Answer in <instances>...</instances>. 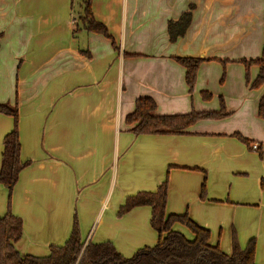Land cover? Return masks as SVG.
I'll return each mask as SVG.
<instances>
[{
	"label": "crops",
	"instance_id": "crops-1",
	"mask_svg": "<svg viewBox=\"0 0 264 264\" xmlns=\"http://www.w3.org/2000/svg\"><path fill=\"white\" fill-rule=\"evenodd\" d=\"M190 4L191 25L171 42L168 22ZM73 7L74 0H0V103L18 102L21 161L30 162L11 194L12 212L23 220L17 247L63 245L76 214L84 243L110 241L121 254L132 250L130 257L158 240L155 229L153 245L120 238L141 227L128 222L148 223L151 207L121 218L117 211L128 196L155 191L168 179V214L188 213L218 235L221 229L222 239L211 243L226 253L233 228L242 248L255 238L256 264H264V163L257 159L262 151L250 148L264 141V94L246 82L242 61L262 55L264 0H92L114 45L100 33L74 34ZM186 56L207 59L192 91L177 61ZM257 74L252 65L251 81ZM143 96L157 102V115L219 111L222 97L229 115L201 119L186 134L135 135L126 117ZM13 125V117L0 113V166ZM236 132L250 143L233 139ZM231 172L240 177L230 179ZM132 175L138 182L134 188L127 182L128 190L120 179ZM8 198L0 183V217Z\"/></svg>",
	"mask_w": 264,
	"mask_h": 264
},
{
	"label": "trees",
	"instance_id": "trees-1",
	"mask_svg": "<svg viewBox=\"0 0 264 264\" xmlns=\"http://www.w3.org/2000/svg\"><path fill=\"white\" fill-rule=\"evenodd\" d=\"M194 4L189 10L182 13L177 20L168 22V35L171 42L183 37L193 18ZM73 33L80 30L96 32L112 39L105 24L98 21L92 11V0H80L79 12L73 17ZM83 53L89 55L86 49ZM177 61L186 69V83L192 91L197 73L202 62L207 61L201 57H178ZM223 64L225 60H221ZM246 68V82L251 89H258L264 84V44L261 57L251 60H242ZM256 65L258 74L251 81L250 67ZM224 78V77H223ZM222 78V79H223ZM206 99L211 93L203 92ZM219 111H191L185 114L157 115V102L150 96L139 97L135 101L133 112L127 115L126 123L131 125V132L142 134H186L187 129L201 119H219L229 115L225 108L223 98ZM0 113L13 117V129L8 132L3 141V152L0 166V183L9 191L7 212L0 217V264H256V240H249L245 248L239 244L235 230L232 231L231 252H224L220 245L211 243V231L202 227L193 220L188 213L168 214L166 207L168 201V179L163 181L155 191H139L126 198L120 206V216L140 206L151 207L150 223L158 233V240L153 246L138 249L132 256L121 254L110 241L101 243H84L81 239L77 216H74L73 227L68 240L61 246L50 245L46 255L21 253L17 244L24 236L23 220L11 210V194L19 180L20 172L30 162L21 161V142L19 134V106L10 102L0 103ZM259 116L264 119V95L259 101ZM232 136L250 143L248 139L236 132ZM259 144V151L261 150ZM201 187V198H206V172ZM264 189V177L261 179ZM177 224L186 226L193 233L188 238L184 233L175 229Z\"/></svg>",
	"mask_w": 264,
	"mask_h": 264
},
{
	"label": "rangeland",
	"instance_id": "rangeland-1",
	"mask_svg": "<svg viewBox=\"0 0 264 264\" xmlns=\"http://www.w3.org/2000/svg\"><path fill=\"white\" fill-rule=\"evenodd\" d=\"M79 3H80V0H74V7H73V9L75 10V11H73L72 12V14L73 15H75L76 16V14L79 12ZM258 91H262V93L264 94V84L260 87V88H258L257 89ZM12 104H15V102L14 103H12ZM19 117H20V115H19ZM261 118V117H260ZM262 119V118H261ZM264 120V119H263ZM232 122H236V117L235 118H233L232 119ZM233 137V139H235L236 141H238V142H241V143H243V144H245L246 145V143L245 142H243V141H241V140H239L237 137H235V136H232ZM254 143H257V142H253V143H251L250 144V148H251V146H252V144H254ZM262 147H261V150L259 151V150H253L252 148H251V150H253V151H257V152H261L262 151V153H259V154H257V159H259L262 163H264V141L262 142ZM234 167V163H226V168L227 169H232ZM231 176H230V179H233V178H239L240 177V175H238V173L237 172H231ZM121 180V184H122V186L123 187H125L126 189H131V188H128L127 186H126V183L127 182H130V184L129 185H131V187L132 188H134L136 185H137V179H136V175H132V176H130L129 178H126V179H124V178H121L120 179ZM235 184V183H234ZM261 186V185H260ZM168 189H169V185H168ZM261 189H262V187H261ZM207 192H208V188H207V180H206V197H207ZM201 197V196H200ZM202 199V198H201ZM206 199V198H205ZM204 200V199H203ZM10 202H12V199H10ZM8 203H9V198H8ZM8 205V204H7ZM7 208H8V206H7ZM119 209H120V207H119ZM119 209H118V211H117V217L118 218H121V217H123V216H125L126 214H124V215H122V216H120L119 214H118V212H119ZM11 210H12V208H11ZM76 215V214H75ZM77 216V215H76ZM77 219H78V217H77ZM78 224H79V221H78ZM128 224L129 225H136L139 229H137V230H135V232L134 233H132L131 235H126V236H121L120 238H122L123 240H125V242L126 243H131V244H135V243H137L139 240H140V242H141V239H143V238H146V239H148L149 241H150V244L149 245H153L155 242H156V240H157V233L154 231V229L151 227V225H150V221H148V223H144L143 222V218H142V220L140 219V220H136V219H134V220H132V221H130V222H128ZM177 225H179V228L181 229V231L187 236V237H189V238H191L192 236H193V233L191 232V230L189 229V228H187L186 226H184V225H181V224H177ZM127 227H130V226H128L127 225ZM80 228V227H79ZM219 230V229H218ZM233 230H235V228H233ZM81 231V230H80ZM235 232H236V235H237V237H238V240H239V236H238V233H237V231L235 230ZM232 235V234H231ZM222 237H223V233H222V231H221V229H220V232H219V235H218V232H216V233H213V232H211V240H213V239H217V238H219V239H222ZM256 240V239H255ZM230 242H231V240L229 241V245H230ZM222 243V242H221ZM239 244H240V242H239ZM20 246V247H19ZM240 246H241V244H240ZM18 250L21 252V253H32V254H34V255H46V254H48V252H49V245H44V246H41V250L39 251V250H32V249H29L27 246H24V245H18ZM256 249H257V240H256ZM132 253V250L131 251H129V255ZM124 256H129V255H126V254H124V253H122ZM259 261H260V259L258 260V263H259Z\"/></svg>",
	"mask_w": 264,
	"mask_h": 264
},
{
	"label": "built area",
	"instance_id": "built-area-1",
	"mask_svg": "<svg viewBox=\"0 0 264 264\" xmlns=\"http://www.w3.org/2000/svg\"><path fill=\"white\" fill-rule=\"evenodd\" d=\"M251 148L253 150H258L259 149V144L258 143H254V144H252Z\"/></svg>",
	"mask_w": 264,
	"mask_h": 264
}]
</instances>
